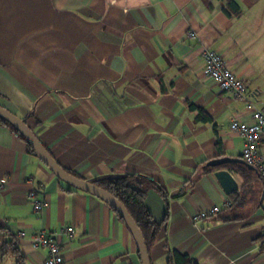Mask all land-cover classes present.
<instances>
[{"label":"crops","instance_id":"obj_1","mask_svg":"<svg viewBox=\"0 0 264 264\" xmlns=\"http://www.w3.org/2000/svg\"><path fill=\"white\" fill-rule=\"evenodd\" d=\"M233 1L240 19L227 15L226 0H0V105L75 176L153 182L145 206L166 229L151 264H167L169 249L196 264H264V181L230 132L234 118L252 123L249 104L264 110V0ZM206 51L248 83L247 101L204 77ZM225 157L241 160L223 168L239 185L238 203L218 170L183 195L198 168ZM228 200L231 209L195 220ZM71 227L65 264H142L111 207L58 179L0 122V264H44L34 234Z\"/></svg>","mask_w":264,"mask_h":264},{"label":"built area","instance_id":"obj_2","mask_svg":"<svg viewBox=\"0 0 264 264\" xmlns=\"http://www.w3.org/2000/svg\"><path fill=\"white\" fill-rule=\"evenodd\" d=\"M203 75L207 80L215 83L222 92L229 93L235 100L247 101L249 99V85L232 71L221 54L216 51H206ZM252 112V123L240 118L231 121L230 132L241 137L244 141L242 159L246 165L256 168L264 177V158L260 152V142L264 137V110L249 104ZM31 198L36 197L31 193ZM233 200H228L224 206H214L206 212L198 213L195 220H208L217 217L223 209L232 206ZM45 207L44 201H35V212H41ZM74 228H67L60 233L51 234L40 230L34 234L32 244L36 249H46L47 258L44 264H65V249L63 239L71 240ZM23 236V235H22Z\"/></svg>","mask_w":264,"mask_h":264},{"label":"trees","instance_id":"obj_3","mask_svg":"<svg viewBox=\"0 0 264 264\" xmlns=\"http://www.w3.org/2000/svg\"><path fill=\"white\" fill-rule=\"evenodd\" d=\"M226 1L228 2L227 8L225 10L227 15L230 18L240 19L243 15V10L233 0H226ZM204 119L206 121H209V117L207 116L204 117ZM0 122L4 126H6L11 132L16 134L19 138H21L23 141L27 143L26 139L16 130L15 127H13L12 125H10L1 118H0ZM28 147H29V154L36 157L35 152L32 150L29 144ZM224 167L225 166H223L222 169ZM237 169L244 180V185H247L251 181V178L248 174L249 171L242 166H238ZM217 170H219V167H213L210 165V163L205 164L200 168H198L194 174L193 179L186 184L185 191H183V195L186 194L189 190H191L198 183L201 177L207 174L214 173ZM66 171L72 174L73 176H75L72 172L68 170ZM261 177L264 181V177L262 175ZM96 185L99 186L101 189L105 190L106 192H108L109 194H111L113 197H115L126 208L130 216L138 226L139 230L141 231L143 238L145 240L148 253L150 255L151 250L155 246L160 234L164 229H166V221L164 223H157L145 206V199L148 191L155 188L153 182L146 176L132 174L118 178H108L106 180L96 183ZM158 190L161 193L162 197L167 201V194L162 189H158ZM239 197L240 196L236 193L231 196V198L235 200V204L238 203L240 199ZM112 211L115 212L113 209ZM117 217L123 224H125V226L130 231L128 225L118 214ZM234 218L236 217L232 216V218L229 219H234ZM263 232H264V228H263ZM167 264H196V263L188 255H183L175 250L169 249Z\"/></svg>","mask_w":264,"mask_h":264},{"label":"water","instance_id":"obj_4","mask_svg":"<svg viewBox=\"0 0 264 264\" xmlns=\"http://www.w3.org/2000/svg\"><path fill=\"white\" fill-rule=\"evenodd\" d=\"M0 118L16 128V130L26 139L32 150L35 152L36 157L62 182L69 187L76 190L91 194L97 198L106 202L128 225L130 231L134 237V240L138 247V253L141 258L142 264H151L150 255L148 253L145 240L138 226L130 216L126 208L111 194L101 189L95 183L85 181L77 178L62 168L55 159L51 156L47 148L33 132V130L27 125V123L8 111L6 108L0 105ZM239 159L233 158H220L213 160L211 166L219 167L218 172L215 173L216 178L223 186L227 195H231L239 190V185L234 179L231 172L222 169L230 163L239 162Z\"/></svg>","mask_w":264,"mask_h":264},{"label":"rangeland","instance_id":"obj_5","mask_svg":"<svg viewBox=\"0 0 264 264\" xmlns=\"http://www.w3.org/2000/svg\"><path fill=\"white\" fill-rule=\"evenodd\" d=\"M245 53L248 58H253L256 54L253 52V48H249L248 50H245Z\"/></svg>","mask_w":264,"mask_h":264}]
</instances>
